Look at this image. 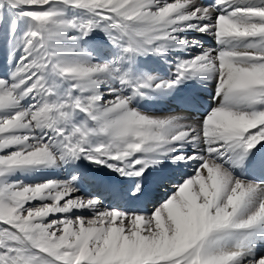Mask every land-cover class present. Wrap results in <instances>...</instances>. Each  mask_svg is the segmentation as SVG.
I'll return each instance as SVG.
<instances>
[{
	"label": "snow or ice",
	"instance_id": "1",
	"mask_svg": "<svg viewBox=\"0 0 264 264\" xmlns=\"http://www.w3.org/2000/svg\"><path fill=\"white\" fill-rule=\"evenodd\" d=\"M0 264H264V0H0Z\"/></svg>",
	"mask_w": 264,
	"mask_h": 264
}]
</instances>
